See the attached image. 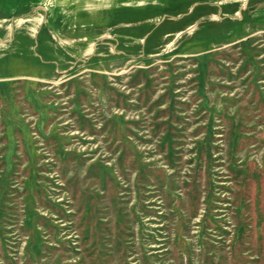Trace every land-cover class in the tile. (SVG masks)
I'll list each match as a JSON object with an SVG mask.
<instances>
[{
    "label": "rangeland",
    "instance_id": "rangeland-1",
    "mask_svg": "<svg viewBox=\"0 0 264 264\" xmlns=\"http://www.w3.org/2000/svg\"><path fill=\"white\" fill-rule=\"evenodd\" d=\"M27 1L0 59V264H264V0L119 58L115 10L174 23V1ZM42 30L94 54L36 63Z\"/></svg>",
    "mask_w": 264,
    "mask_h": 264
},
{
    "label": "crops",
    "instance_id": "crops-1",
    "mask_svg": "<svg viewBox=\"0 0 264 264\" xmlns=\"http://www.w3.org/2000/svg\"><path fill=\"white\" fill-rule=\"evenodd\" d=\"M21 6L28 5L27 0H16ZM169 5L163 7V14L173 13L174 23L162 20L160 22L153 21V14L140 13L137 25L131 28H125L124 24L126 17L121 8L115 10L116 20L118 26L110 36L111 42L116 49V57H122L126 53H136L142 57L155 56L160 53L166 52L171 54L176 47L181 46L187 42L188 35L187 27L190 22L204 23L210 19V16L219 15L220 13H237L243 9V0H172ZM260 15H264V5L260 7ZM87 15V13H86ZM151 21V22H150ZM191 23V24H192ZM121 24V25H119ZM22 30L16 28V21L13 19V0H0V59H12L14 39L17 38ZM26 31V30H25ZM29 34L26 33V36ZM30 36V35H29ZM108 37V36H105ZM72 36H69V46L67 49L59 48L56 37H52V49L45 48L43 30L37 36V49L34 62L38 59L51 61L56 63L63 69L62 64H73L76 60L86 61L93 53V41L82 43L81 46H76L72 41ZM77 38V37H74ZM109 38V37H108ZM175 45V46H174ZM64 47V44H63ZM98 46H96L97 49ZM24 55V54H22ZM27 55V53H26ZM8 56V57H7ZM11 58V59H10ZM38 63V62H36ZM13 74V66L10 64L5 67ZM28 67H22L20 70H28Z\"/></svg>",
    "mask_w": 264,
    "mask_h": 264
}]
</instances>
